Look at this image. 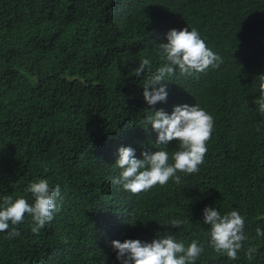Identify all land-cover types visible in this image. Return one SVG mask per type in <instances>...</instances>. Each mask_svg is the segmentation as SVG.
<instances>
[{
	"label": "trees",
	"instance_id": "obj_1",
	"mask_svg": "<svg viewBox=\"0 0 264 264\" xmlns=\"http://www.w3.org/2000/svg\"><path fill=\"white\" fill-rule=\"evenodd\" d=\"M195 28L223 60L218 69L165 78L167 100L150 107L143 86L162 63L158 45L172 29ZM264 0H0V202L33 197L27 186H59L54 219L20 235L0 233V264H119L111 242L150 243L171 233L203 252L196 264H264ZM151 90V89H150ZM198 104L214 118L198 173L182 182L132 194L113 183L120 147L141 153L155 145L148 112ZM245 218L246 249L230 260L209 246L205 207ZM170 219L189 221L168 228Z\"/></svg>",
	"mask_w": 264,
	"mask_h": 264
},
{
	"label": "clouds",
	"instance_id": "obj_2",
	"mask_svg": "<svg viewBox=\"0 0 264 264\" xmlns=\"http://www.w3.org/2000/svg\"><path fill=\"white\" fill-rule=\"evenodd\" d=\"M165 39L166 43L158 45L162 63L155 73L151 72L150 58L142 59L134 70L136 77H140L145 70L150 74V82L143 86V99L150 107L166 102L168 92L165 78L173 76L177 70L181 75L191 76L206 72L209 68L218 69L223 63L195 28L172 29ZM257 79L260 95L254 103L264 114V75ZM148 113L146 123L157 133L155 145L166 146L175 141L179 148L171 153L166 147L152 153L144 151L141 153L142 159H138L135 149L120 147L115 165L121 171L113 183L132 194L147 192L157 185L165 186L169 181L180 184V173L185 176L198 173L214 130L213 116L198 104L175 106L170 115L163 109ZM26 192L33 197L32 203L23 196L15 200L5 196L0 202V233H7L8 238L20 235L17 226L24 222L26 216L32 221L31 232L39 235L61 209L60 188L51 187L47 179L31 182ZM244 220L238 210L221 215L214 206L205 207L202 222L209 228V246L230 260L238 259L241 251L247 259H253L258 249L254 244L244 248V242L248 240ZM188 222L170 219L168 228L179 229ZM256 236H264V231L257 228ZM111 247L116 252L119 264H196L204 250L197 240L185 246L177 242L171 233L157 235L150 243H143L139 239L114 240Z\"/></svg>",
	"mask_w": 264,
	"mask_h": 264
}]
</instances>
